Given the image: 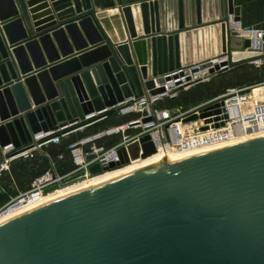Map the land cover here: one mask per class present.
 Returning <instances> with one entry per match:
<instances>
[{
	"label": "water",
	"instance_id": "water-1",
	"mask_svg": "<svg viewBox=\"0 0 264 264\" xmlns=\"http://www.w3.org/2000/svg\"><path fill=\"white\" fill-rule=\"evenodd\" d=\"M37 1L0 0V167L35 134L73 133L152 88V77L227 45L232 65L259 55L242 50L247 32H227L222 22L232 12L240 20L234 0H52L35 14L28 7ZM43 15L51 16L37 22ZM148 139L142 158L157 152ZM10 144L17 150L4 154ZM139 150L132 143L120 161L90 172ZM163 164L160 175L124 178L0 225V264H264V137Z\"/></svg>",
	"mask_w": 264,
	"mask_h": 264
},
{
	"label": "built area",
	"instance_id": "built-area-1",
	"mask_svg": "<svg viewBox=\"0 0 264 264\" xmlns=\"http://www.w3.org/2000/svg\"><path fill=\"white\" fill-rule=\"evenodd\" d=\"M222 22L225 23L227 32L244 31L249 34L242 39L243 41L248 39L250 45L243 47L242 50L257 52L259 55L249 58L246 62L256 66L264 64V27L245 25L241 19H236L234 12L228 13ZM233 50L227 45L225 51L185 63L166 74L152 77L154 84L152 88H145L141 95L125 98L112 106L114 111L105 117L75 130L74 132L84 131L105 120L110 114L117 116L134 114L122 124L110 125L71 141L67 145V150L74 168L66 173H60L57 170V161L46 152V147L60 143L64 137L72 133L55 135V131H42L35 134L26 148L18 149L14 156L6 159V165L0 167V175L3 169H9L10 163L20 159L31 160L37 156V153L42 156L46 154L47 156L44 157L50 166L32 181L29 189L18 193L0 207V217L33 205L43 197L46 188L60 184L71 176L81 172L84 173V177L88 174L92 175L90 168L93 165L98 164L104 168L113 162L120 161L119 151L132 143L138 142L140 150L139 156L135 159H132L128 153L129 162L143 159L141 139L144 136H149L148 141L153 143L157 151L168 152L214 147L252 133L264 132V95L253 93V88L263 87L264 82L230 87L220 94L186 106L174 108L160 106L161 101L176 98L180 91L205 83L219 72L235 67L236 65H232L231 58ZM155 90L160 91L153 92ZM217 108H222L224 111L200 117L202 113L214 111ZM99 113L86 115L85 119L95 117ZM193 114L199 115V118L185 120ZM113 136H120V138L111 144L100 142ZM15 150L17 149L13 144H10L4 147L3 152L9 154ZM63 157L60 154L58 158L63 159ZM3 190L0 183V193Z\"/></svg>",
	"mask_w": 264,
	"mask_h": 264
},
{
	"label": "trees",
	"instance_id": "trees-1",
	"mask_svg": "<svg viewBox=\"0 0 264 264\" xmlns=\"http://www.w3.org/2000/svg\"><path fill=\"white\" fill-rule=\"evenodd\" d=\"M261 82H264V64L260 66H253L238 63L235 66V69L228 75H223L221 73L217 74L210 82L198 84L188 90H182L174 99H165L161 101L160 106L168 108L186 106L202 99L220 94L230 87L253 85ZM133 116L134 114L129 116H117L110 114L105 120L88 127L84 131L72 133L70 136L64 137L58 144H51L46 147V152L50 153V155L57 161V170L60 173H66L74 168V164L72 163L67 150V145L71 141L76 140L81 136L104 129L110 125L122 124ZM119 138L120 136H113L108 139L101 140L100 142L111 144ZM60 154L64 156L63 159L58 158ZM47 163L48 160L40 154L29 161L16 160L12 162L9 170L2 172L0 175L1 185L8 192L7 194H0V204L9 197L12 183L15 182L19 189H29L32 181L46 170Z\"/></svg>",
	"mask_w": 264,
	"mask_h": 264
},
{
	"label": "bare ground",
	"instance_id": "bare-ground-1",
	"mask_svg": "<svg viewBox=\"0 0 264 264\" xmlns=\"http://www.w3.org/2000/svg\"><path fill=\"white\" fill-rule=\"evenodd\" d=\"M115 10H113L114 12ZM246 51V50H243ZM250 52V51H249ZM253 93L264 95V89L258 90L253 88ZM264 137V132L252 133L243 138H236L226 144L214 146V147H205L198 148L194 150H173V151H163L158 150L154 154L140 159L125 163L119 167L113 168L111 170L103 171L102 173L96 175L88 174L84 178L78 179L75 182L67 184L61 188H58L52 192L45 193L43 197L28 207L19 209L18 211L12 212L10 214L2 215L0 217V225L16 219L18 217L29 214L32 211L38 210L44 206H47L53 202H57L64 198L74 196L77 194H82L85 192H91L98 190L100 188L106 187L107 185L116 182L118 180L134 177V176H144L147 172L153 173V175H160L166 171V166L163 164L165 158H169L174 163L196 160L204 155L209 153L228 148L231 146H236L251 140L259 139ZM152 156V157H151ZM150 157V158H149ZM149 158V159H147ZM147 159V160H144ZM144 160L142 162H138ZM138 162V163H135ZM135 163V164H133ZM134 165L130 167L129 165ZM126 166V167H125ZM128 166V167H127Z\"/></svg>",
	"mask_w": 264,
	"mask_h": 264
},
{
	"label": "crops",
	"instance_id": "crops-1",
	"mask_svg": "<svg viewBox=\"0 0 264 264\" xmlns=\"http://www.w3.org/2000/svg\"><path fill=\"white\" fill-rule=\"evenodd\" d=\"M56 1H59V0H56ZM120 1L123 2V3H133V2H140V1H143V0H120ZM45 2H47L49 5H51L55 1H52V0H39L36 3H33L31 5V7H28V9L31 10V8H32L33 10H35L37 8H40V6H42V4H44ZM234 3H235V5H239V7H240V15L239 16H240V19L243 22V24L264 27V0H234ZM49 9H50V7H48V8L45 7V9H43V10L42 9H39V10L37 9L36 10L37 12L35 14H39V13L42 14V12H44L46 10H49ZM113 10H115V11L113 12ZM118 10H119L118 8L109 9L108 10V14L109 15L115 14V13L118 12ZM52 13H53V15L55 17L58 14L54 10V8H52ZM43 16H41L40 19L37 20V22H42V21L50 18L51 15H43ZM47 24H49V23H45L44 25H47ZM75 52L77 53L79 51H75ZM61 58H63V57H61ZM33 107H35V105H33ZM77 132H81V131H77ZM77 132H74V133H77ZM90 134H92V133H90ZM6 170L7 169H3L2 171H6ZM25 190L19 189V187L17 186V184L15 182L12 183L11 192L9 193L10 194L9 197L3 203H1L0 206L5 204L6 202H8L10 198L16 196L18 193H20L22 191H25ZM3 193L7 194L8 192L6 190H4Z\"/></svg>",
	"mask_w": 264,
	"mask_h": 264
},
{
	"label": "rangeland",
	"instance_id": "rangeland-1",
	"mask_svg": "<svg viewBox=\"0 0 264 264\" xmlns=\"http://www.w3.org/2000/svg\"><path fill=\"white\" fill-rule=\"evenodd\" d=\"M248 60V59H247ZM240 64H247V65H253V66H256V65H254V64H252V63H249V62H240ZM235 69V67H233V68H231V69H229V70H227V71H225V72H219L218 74H223V75H228L229 73H231L232 72V70H234ZM214 76H216V75H214ZM214 76L212 77V78H214ZM212 78L209 80V81H207V82H210L211 80H212ZM207 82H205V83H207ZM262 83V82H261ZM202 84V83H201ZM254 89H257V91L258 90H262V89H264V86L262 87V86H258V87H255ZM264 97V96H263ZM68 136H70V135H67L66 137H68ZM38 154H40V153H37V155ZM41 155V154H40ZM152 157V156H151ZM71 158V157H70ZM150 158V157H149ZM149 158H147V159H149ZM147 159H144V160H147ZM20 160H25V161H29V159H20ZM144 160H141V161H138L139 163L140 162H142V161H144ZM138 162H135V163H138ZM135 163H133V164H135ZM49 166H50V164H49V162L47 163V167H46V170L49 168ZM130 167H133L134 165H132V164H130L129 165ZM126 167V166H125ZM128 167V166H127ZM9 169H7L6 171H8ZM2 172H5V171H2ZM1 183V182H0ZM3 189L5 190V188L3 187ZM4 190L2 191V193H0V194H4L3 192H4ZM10 200V199H9ZM1 207V206H0Z\"/></svg>",
	"mask_w": 264,
	"mask_h": 264
}]
</instances>
